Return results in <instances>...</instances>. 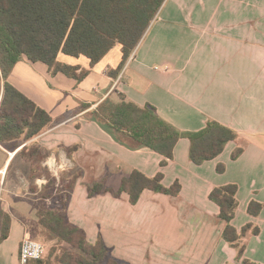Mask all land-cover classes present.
Here are the masks:
<instances>
[{"label":"crops","instance_id":"1","mask_svg":"<svg viewBox=\"0 0 264 264\" xmlns=\"http://www.w3.org/2000/svg\"><path fill=\"white\" fill-rule=\"evenodd\" d=\"M122 56L116 44L91 67L83 55L61 52V62L89 70L80 82L63 73L51 75L46 64L27 58L10 76L53 117L52 125L29 143L47 149L54 162L64 156L71 163L69 172H78L68 200L70 222L91 243L101 236L124 264H264V0H166L122 71L113 76ZM119 93L139 105H153L180 130L199 131L215 120L239 136L200 165L190 160L189 139L181 138L173 159L163 166L162 154L148 147L129 149L87 117L106 97L118 101ZM82 104L90 107L82 109ZM240 147L243 152L234 159ZM19 150L0 145L1 173ZM220 164L225 167L221 173ZM134 170L149 177L161 172L166 187L179 181L181 191L172 196L145 189L137 204L127 193L89 196L88 185L105 181L118 190ZM229 184L238 187L233 226L239 232L247 224L259 228L242 236L240 260L223 238L226 224L209 197L215 187ZM9 189L1 195L11 223L8 236L0 239V264H19L35 209L31 200L7 207ZM253 201L263 205L259 215L248 211ZM1 228L0 221V236Z\"/></svg>","mask_w":264,"mask_h":264},{"label":"trees","instance_id":"2","mask_svg":"<svg viewBox=\"0 0 264 264\" xmlns=\"http://www.w3.org/2000/svg\"><path fill=\"white\" fill-rule=\"evenodd\" d=\"M165 1L0 0V145L11 152L24 146L20 151L23 154L28 147L27 142L53 123V117L47 110L10 81L20 61L27 58L32 62H42L47 65L51 75L63 73L80 82L87 77L89 70L61 62V52L73 57L83 55L94 67L116 44H120L122 60L116 70L111 72L117 77ZM118 95V101L106 97L87 113V117L129 149L148 147L162 154L166 158L161 162L163 166L173 159L175 146L181 138L189 139L190 160L200 165L218 157L227 143L239 136L235 130L215 120H209L199 131L180 130L162 118L153 105L142 106L129 101L123 93ZM89 107V104H82V109ZM242 152L243 148L240 147L232 157L236 159ZM224 170V165H218V172ZM77 179L78 174L64 179L69 181L70 186L62 197V207L38 209L39 223L47 239L71 246H63L58 261L60 264H124L111 255L101 236L91 243L86 232L70 222L67 215L68 200ZM162 180L161 172L149 177L134 170L122 179L118 190L107 187L105 181L95 182L87 188L91 197L103 192H111L116 197L127 193L131 204L139 202L145 189L179 195V181L166 187ZM54 184L55 180L51 179L49 185ZM237 190L235 184L215 187L209 197L219 205V217L226 224L223 238L237 249V259L240 260L245 252L242 236L249 230L258 233L259 228L247 224L239 232L233 226L238 207ZM262 207L261 203L253 201L248 211L252 215H259ZM0 219V239H4L8 236L11 218L2 210ZM42 261L43 258L36 262L40 264ZM243 263L252 264L248 260H243Z\"/></svg>","mask_w":264,"mask_h":264},{"label":"rangeland","instance_id":"3","mask_svg":"<svg viewBox=\"0 0 264 264\" xmlns=\"http://www.w3.org/2000/svg\"><path fill=\"white\" fill-rule=\"evenodd\" d=\"M27 144L28 147L23 154L20 152L21 148L20 150L18 148L19 154L9 170L5 174L0 172V211L3 210L1 195L4 193V189L10 188L11 191L7 192V207L10 206V203L11 206H16L22 200H31L35 216L27 222L30 230L29 235L45 245V254L40 264H60L58 258L62 254L61 249L63 246L68 248L71 246L67 243L61 244L54 239H47L44 229L39 223L38 209L62 207V197L70 186L69 181L64 179L70 178L78 172L76 170L75 173L69 172L70 162L64 156L61 160L58 159L59 163L56 162L55 166L47 149L33 142H27ZM51 179L55 180L54 186L49 185Z\"/></svg>","mask_w":264,"mask_h":264},{"label":"built area","instance_id":"4","mask_svg":"<svg viewBox=\"0 0 264 264\" xmlns=\"http://www.w3.org/2000/svg\"><path fill=\"white\" fill-rule=\"evenodd\" d=\"M53 165L56 166V162H53ZM44 254L45 245L41 241L32 238L30 235H26L23 238L20 247L19 264H33L34 262L41 260L44 257Z\"/></svg>","mask_w":264,"mask_h":264}]
</instances>
